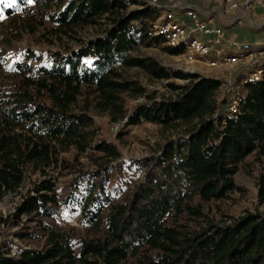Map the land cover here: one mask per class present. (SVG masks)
<instances>
[{
    "label": "trees",
    "instance_id": "16d2710c",
    "mask_svg": "<svg viewBox=\"0 0 264 264\" xmlns=\"http://www.w3.org/2000/svg\"><path fill=\"white\" fill-rule=\"evenodd\" d=\"M6 9L10 18L18 11L40 15L61 29L96 25L101 18L107 26L69 54L15 61L0 73V198L24 186L30 168L41 172L7 221L25 217V224L36 222L44 232L43 245L16 254L10 253L14 241L6 239L0 264H264V214L200 220L207 204L244 190L236 176L251 156L264 202V77L243 86L246 103L231 113V95L216 99L220 79L170 71L154 58L133 55L162 42L147 34L157 9L143 0H16ZM133 67L154 79L188 82H168L176 96L159 99L125 76ZM87 94L90 104L126 118L127 126L196 122L158 153L123 160L116 144L96 137L90 105L75 109ZM126 94L146 100L127 109ZM71 147L100 154L99 167L61 195L47 168L59 167L60 153ZM61 213L78 217L81 227L53 223ZM26 227L17 238L40 236Z\"/></svg>",
    "mask_w": 264,
    "mask_h": 264
},
{
    "label": "rangeland",
    "instance_id": "374dc122",
    "mask_svg": "<svg viewBox=\"0 0 264 264\" xmlns=\"http://www.w3.org/2000/svg\"><path fill=\"white\" fill-rule=\"evenodd\" d=\"M16 0H0V73L8 72L12 63L15 61L21 63H37L38 57H43V60L50 58L52 53L69 54L72 50L79 48L83 43L91 38L103 33L107 24L101 18L96 25L84 27H74L72 29H61L55 26L52 22L45 21L40 15L19 16L12 15L10 18L6 7L12 5ZM167 1V0H164ZM188 4L210 3L215 5L220 0H177ZM261 1V0H258ZM260 6L259 3H257ZM137 5H132L135 8ZM262 9V8H261ZM15 17H20L19 21H13ZM36 54L35 58L29 57V52ZM135 56L151 57L157 60L161 65L168 68L170 71L182 70L191 72L185 66V63H178V59L173 57L167 50V46L160 42L158 45L141 46L132 52ZM193 68L204 73V76L218 78L224 83L225 79L230 77L233 69H215L205 66L192 65ZM197 66V67H196ZM189 69H191L189 67ZM197 73V72H196ZM211 75V76H210ZM0 76H3L0 74ZM125 76L137 79L145 89L154 97L159 99L170 98L176 96V91L168 86V82L174 81L179 85H184L188 80L171 78L169 80H159L151 77L145 70L140 67H133L125 72ZM203 76V75H202ZM221 85L216 94V99L220 100L225 94L226 88ZM125 105L127 109H131L135 104L146 100L144 96H131L126 94ZM93 99L91 95H85L80 98V106H76V110L90 105L89 113L93 115L96 128L97 138L106 139L116 144L122 154L121 159L131 160L152 156L158 153L164 144L180 134H184L188 128L192 127L193 123L175 124L173 126H163L152 122H144L139 125L127 126L126 118H118L110 111L97 109L94 104H90ZM77 149L69 148L67 151L60 153L61 162L59 167L54 169L47 168V171L55 178L59 194L65 193L71 188V182L81 177L83 173L95 171L99 166L96 160L100 154L85 152L77 154ZM250 165H245L244 168L237 174L236 179L239 185L244 190L236 191L231 194V197L222 201L211 202L207 204L206 216L201 218V222L206 220H214L218 222L231 221L233 217H239L245 212H258L264 214V202H260L256 187V179L259 173L258 164H253L252 156L249 158ZM64 163L67 164L64 167ZM116 161L111 162L116 165ZM113 180L116 179V174L112 175ZM42 178L41 172H34L30 168L27 173V178L24 186L15 191H9L5 196L0 198V247L4 245L6 239L14 241V246L10 250L11 254L18 253L21 248L40 247L43 245L44 233L41 227L36 226L38 223L32 222L25 224L26 218L23 217L17 223L14 219L8 223L10 215L15 212L17 204L21 201L23 194L34 186V183ZM66 215V214H65ZM67 216V215H66ZM5 219L6 222H3ZM57 219V218H56ZM53 219V223L59 225H69L81 227L78 217L65 219L64 213L60 214V219ZM32 227V230L40 234L35 239L17 238V234L21 230H26V226Z\"/></svg>",
    "mask_w": 264,
    "mask_h": 264
},
{
    "label": "built area",
    "instance_id": "2783aa9c",
    "mask_svg": "<svg viewBox=\"0 0 264 264\" xmlns=\"http://www.w3.org/2000/svg\"><path fill=\"white\" fill-rule=\"evenodd\" d=\"M143 2L157 9L149 21V38L180 50L172 56L178 63H185L191 73L199 72L192 65L233 69L222 84L229 85L225 94L232 97L231 113L240 112L246 103L243 86L264 77V0H220L215 5L177 0ZM257 3L262 6V12H258ZM249 31L263 36L252 40L241 36Z\"/></svg>",
    "mask_w": 264,
    "mask_h": 264
},
{
    "label": "crops",
    "instance_id": "0c3cea01",
    "mask_svg": "<svg viewBox=\"0 0 264 264\" xmlns=\"http://www.w3.org/2000/svg\"><path fill=\"white\" fill-rule=\"evenodd\" d=\"M262 8V6H257V10H258V12H262L263 11V8ZM233 30H237V29H233ZM244 35H246V36H248V39H255V38H257V37H262L263 35L261 34V33H256V32H251V31H249L247 34H245V33H241V36H244ZM203 72V71H202ZM201 72V74L204 76V73H202ZM205 76H207V75H205ZM211 76V75H210ZM213 77V76H212Z\"/></svg>",
    "mask_w": 264,
    "mask_h": 264
},
{
    "label": "snow or ice",
    "instance_id": "6c2138e0",
    "mask_svg": "<svg viewBox=\"0 0 264 264\" xmlns=\"http://www.w3.org/2000/svg\"><path fill=\"white\" fill-rule=\"evenodd\" d=\"M4 17L3 16H0V19H3Z\"/></svg>",
    "mask_w": 264,
    "mask_h": 264
}]
</instances>
